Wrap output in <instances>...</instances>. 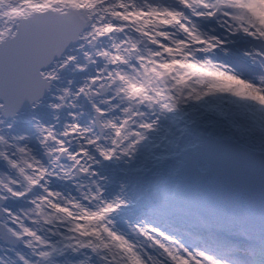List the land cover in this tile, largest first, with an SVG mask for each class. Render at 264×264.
Instances as JSON below:
<instances>
[{"label": "snow or ice", "instance_id": "6c2138e0", "mask_svg": "<svg viewBox=\"0 0 264 264\" xmlns=\"http://www.w3.org/2000/svg\"><path fill=\"white\" fill-rule=\"evenodd\" d=\"M0 264H264V0H0Z\"/></svg>", "mask_w": 264, "mask_h": 264}]
</instances>
